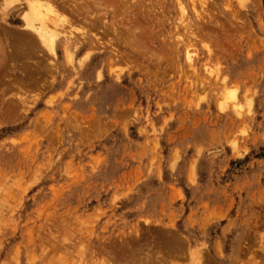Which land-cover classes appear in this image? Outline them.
<instances>
[{
    "label": "rangeland",
    "instance_id": "rangeland-1",
    "mask_svg": "<svg viewBox=\"0 0 264 264\" xmlns=\"http://www.w3.org/2000/svg\"><path fill=\"white\" fill-rule=\"evenodd\" d=\"M93 1L0 41V264H264V0Z\"/></svg>",
    "mask_w": 264,
    "mask_h": 264
},
{
    "label": "bare ground",
    "instance_id": "bare-ground-1",
    "mask_svg": "<svg viewBox=\"0 0 264 264\" xmlns=\"http://www.w3.org/2000/svg\"><path fill=\"white\" fill-rule=\"evenodd\" d=\"M57 1L58 0H0V14H1L0 15V22L5 24L4 26H2L0 24V30H1V35H2V37L0 36V41L4 43V46L8 45L6 47H10L11 50H12L10 52V54L5 55V58L7 59V58L11 57L13 59V61L14 60L18 61L20 66H18L17 68L19 70L21 68H23V70H25V67L30 69V71H28V72H26L27 71V69H26L25 72L27 74L29 73L31 75L32 74L31 71H34V69H36V66H33V70H31L32 69L31 65L32 64L34 65V63H32L30 65V64H28L29 62L27 63L25 60L31 59V57L34 55V53H36L38 49L40 50L39 45L37 44V39H38V41H39V43L41 45V50L45 47L47 53L51 52L53 50V48H54V45H55L56 41H58L60 39L68 38V37H64L63 36V34H64L63 33V31H64L63 30V25L73 26L74 23L78 22L77 20L81 19V18L78 19V17H80V16L83 17L82 16L84 14L83 12L87 13L89 11V9H90V4H88V3L86 4L84 2L83 3L81 2L80 4H77L78 3L77 0H76V2H75V0H72V2L70 0V3H68V5L70 7L69 6L68 7H64L66 4L65 5L61 4L60 5V4H58ZM104 1H106V0H94L92 4H94V6L97 4V6H95V7L99 8V7H101V5L103 4L102 2H104ZM11 2L12 3L16 2L17 4H19L17 7L24 6V8H25L22 11H20L21 13L19 12V18L22 21V26L20 28H18L16 31L11 30L10 28H8L6 26V20H4L6 18V16L8 15V12H11L10 10L15 9L16 4H15L14 7L10 6V7H13L12 9L8 6ZM105 3L106 2H104V6L106 5ZM111 7H113V6H111ZM91 8H93V7H91ZM112 10H114V9H112ZM95 27H96V25H95ZM135 28L137 29V27H135ZM66 29H68V28H66ZM112 30H113V32H116V37L119 36L118 40L126 42L125 39L121 37V33L120 34L117 33L118 29H117V31H114V29L112 28ZM67 31L68 30H66V33H67ZM72 32H73V30H72ZM133 32H132V35H133ZM39 50H38V52L41 51V50L40 51ZM43 53L44 52H42V54ZM37 54H39V53H37ZM51 56H52V54H51ZM3 57L4 56H2V58ZM187 57H188L189 62H191V58H190L189 52H188V56ZM32 59H35V58H32ZM20 61L21 62L23 61V62L20 64ZM37 61H38V59H37ZM36 63H38V62H36ZM1 64H2V62H1ZM41 64L38 63L39 69H38V67H37V69L39 71H41L43 69V71H44L45 67H44V65H41ZM23 70H20L21 74L25 73ZM35 72H37V70L34 71V74H35ZM27 74H25V75H27ZM34 76H36V75H34ZM23 77H26V76H23ZM26 78H28V76ZM31 78L32 77H30V79ZM25 82H27V81H25ZM14 83H15V81H14Z\"/></svg>",
    "mask_w": 264,
    "mask_h": 264
}]
</instances>
